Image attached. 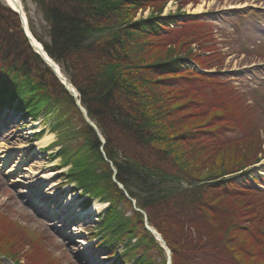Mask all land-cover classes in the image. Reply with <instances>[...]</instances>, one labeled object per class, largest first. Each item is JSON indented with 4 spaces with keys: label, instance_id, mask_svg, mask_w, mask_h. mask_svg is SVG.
I'll list each match as a JSON object with an SVG mask.
<instances>
[{
    "label": "trees",
    "instance_id": "obj_1",
    "mask_svg": "<svg viewBox=\"0 0 264 264\" xmlns=\"http://www.w3.org/2000/svg\"><path fill=\"white\" fill-rule=\"evenodd\" d=\"M32 1L48 26L44 49L79 92L106 140V158L74 98L30 47L19 16L1 2L0 107L36 121L46 113V123L57 117L55 147L62 149L61 167H71L64 178L111 205L98 226L100 246L111 256L125 247L122 262L166 264L144 216L113 181L112 163L117 181L172 251L173 264H264V202L248 205L243 214L224 205L252 189L246 180L223 178L259 161L253 154L259 141L248 134L255 111L230 83L218 80L219 73H211L218 63L192 53L208 34L205 24L188 20L166 28L176 17H158L177 0ZM180 1V9L197 3ZM146 10L151 16L135 22ZM186 60L203 72L187 67ZM235 105L242 128L227 113ZM122 205L133 215L122 214ZM7 219L0 217V253L16 257L20 249L7 243Z\"/></svg>",
    "mask_w": 264,
    "mask_h": 264
},
{
    "label": "rangeland",
    "instance_id": "obj_2",
    "mask_svg": "<svg viewBox=\"0 0 264 264\" xmlns=\"http://www.w3.org/2000/svg\"><path fill=\"white\" fill-rule=\"evenodd\" d=\"M20 1L26 10L34 37L41 44L49 43L48 26L36 4L32 0ZM196 1V4L191 3L183 9H180V0L168 2L162 18L172 16L176 19L168 20L166 28H179L178 22L180 24L183 20L192 19L198 20L208 28V34L201 38V44L191 47L192 53H201L208 63H218L219 67H215L211 73H219L218 80L230 83L255 111L253 114L255 123L248 134L253 135L252 140L259 141L253 154H256L257 160L264 159V0ZM199 7L203 10L196 11ZM238 9L243 11H237ZM148 16H151L150 10L139 11L134 16V21L146 19ZM185 65H189L187 67L195 72H201L193 60H186ZM64 76L68 79L65 73ZM238 108L239 106L235 105L231 107V111L227 109V113L232 115V122L239 123L242 128L241 122L244 118L240 121L237 119ZM187 117L190 116H186V119H189ZM40 121L42 119L33 121V118L20 116L11 110L0 111V217L8 218L7 221L11 223H7L11 231L7 243L20 249L16 251L18 253L16 257L11 256L12 259L15 261L18 258L21 264H120L118 259L115 260L118 255L115 258H108L99 248V239L94 238L98 226L109 211L108 200L102 198L96 201L102 202V205L108 208L103 210L101 215L91 213L95 200H85L79 194V188L71 181L63 179L62 175L65 176L70 167H61V147L37 148L38 135L43 137L41 140L49 135L53 137V141L60 139L58 131L54 130L53 120L47 122L49 125L43 126ZM119 141L121 144L124 143L123 138ZM170 148L175 152L174 146ZM17 149L19 151H16ZM128 153L133 156L135 151L129 149ZM27 154L30 155L29 158L26 157ZM245 162H236V165ZM256 162L251 164V167L248 166L249 168L246 167L228 176L239 183L247 180L252 186L250 191L243 193L245 194L243 197L241 195L224 202V205L230 206L231 209L241 210L239 214H243L248 205L264 202V166L260 170H255V165L259 164V161ZM114 171L117 177L115 167ZM41 187L44 188L43 191ZM184 187L188 188V185L185 184ZM119 189L123 191L120 187ZM53 195L56 197L53 198ZM70 200L68 208H63L64 203ZM85 202L92 204L87 210L90 215L88 219L71 221L69 217L72 212L74 215L87 209ZM40 203L44 205L41 209ZM133 209L127 205L120 207L122 214L125 213L127 217L133 215ZM24 229L25 232L22 231ZM21 233L27 237V244L22 243ZM117 251L120 255L123 252L122 246ZM156 261L161 263L162 258L157 256ZM0 264L12 262L0 259Z\"/></svg>",
    "mask_w": 264,
    "mask_h": 264
},
{
    "label": "bare ground",
    "instance_id": "obj_3",
    "mask_svg": "<svg viewBox=\"0 0 264 264\" xmlns=\"http://www.w3.org/2000/svg\"><path fill=\"white\" fill-rule=\"evenodd\" d=\"M2 2L6 5V6H9L10 8H12V9H14L16 12H19L20 13V16H21V18H22V20H23V22H24V28H25V31L27 32V35L29 36V38L31 39V42H32V44L35 46V48L37 49V51H36V53L38 54V55H42V56H44V57H46V59L48 60V61H50L51 63H53L54 64V66H55V69H56V71H57V73H59L64 79H66V81L71 85V83L69 82V80L64 76V74L62 73V71H61V69H60V67H58V65L53 61V60H51V58L49 57V55L47 54V52L45 51V49H44V47H43V45L34 37V35H33V33H32V31L30 30V28H29V21L27 20V16H26V12H25V9H24V6H23V3H21V1L20 0H2ZM242 6V5H241ZM203 9H202V7H199L198 9H196V11H202ZM165 14V13H164ZM149 17V16H148ZM44 115L41 117V119H42V121H40L41 123H42V126L43 125H49V124H47L46 123V117H48V115H46V113H43ZM55 115H57V114H55ZM83 116V119L89 124H92V125H94L98 130H99V128H98V126L90 119V117L88 116V114H87V116H85L84 114L82 115ZM40 119V120H41ZM51 119L53 120V127H54V130L55 131H58V129L56 128V125L58 124L57 123V117L55 116L54 117V114H52L51 115ZM74 121H75V123H76V127L78 126V118L76 117L75 119H74ZM45 127V126H44ZM60 144V139H58L57 138V140L55 141H53V137H50V135L48 136V137H46L44 140H41L40 142H37V148L38 149H42V148H44V147H55V146H57V145H59ZM16 151H19V149H17ZM26 157L27 158H29L30 157V155L29 154H27L26 155ZM264 166V161H262L261 163H259V164H257V165H255V167H254V169L255 170H260V168H262ZM53 198H55L56 197V195H53L52 196ZM89 199H91V198H89ZM71 203V200L69 201V202H65L64 203V206H62L63 208H68V206H69V204ZM73 204V203H72ZM96 204V205H95ZM41 208H43L42 206H41ZM110 208H111V205L109 206V209L105 206V205H102V202H100V203H98V202H94V208H92V214L93 215H98V214H100L101 215V213H102V211L103 210H110ZM79 212V211H78ZM75 213L74 215H73V212L71 213V216L72 217H69V218H71L72 220H73V222H76L79 218H81V217H83L84 215H83V212H81V213ZM104 212V211H103ZM77 214V215H76ZM107 215V214H106ZM70 219V220H71ZM71 220V221H72ZM154 258V260L156 259L155 257H153ZM101 262V261H100ZM99 262V263H100Z\"/></svg>",
    "mask_w": 264,
    "mask_h": 264
},
{
    "label": "water",
    "instance_id": "obj_4",
    "mask_svg": "<svg viewBox=\"0 0 264 264\" xmlns=\"http://www.w3.org/2000/svg\"><path fill=\"white\" fill-rule=\"evenodd\" d=\"M18 13H19V12H18ZM19 15H20V13H19ZM20 18H21V16H20ZM21 21H22V25H23V30H24V32L26 33L25 28H24V22H23L22 18H21ZM27 37H28V40H29L30 44H31L32 47L34 48V50L37 51V49L35 48V46L32 44L31 39L29 38V36H27ZM37 52H38V51H37ZM40 55H41V54H40ZM41 56H42V55H41ZM42 58H43L44 61L48 64V66L53 70V72L55 73V75L57 76V78L60 80V82L65 86L66 90H67V91H68V92H69V93H70V94L76 99L77 104H78L79 107L81 108V111L83 112V114H84L85 116H87V112L81 107V104H80V101H79V93L73 88L72 85H70V84L66 81V79H64L59 73H57V71H56L55 66H54L53 63H51L50 61H48V60L46 59V57H44V56H42ZM89 124H90V123H89ZM90 125L94 127V129L97 131V133H98V135H99V137H100V139H101L103 145H105V141H104L103 137L101 136L100 131H99L94 125H92V124H90ZM114 173H115V175H116V171H114ZM115 182H116V184H117L121 189L124 190V187H123L121 184H119V183L116 181V179H115ZM143 214L145 215L147 229H148L150 232H152V233L154 234V236L157 238V240L162 244V246H163V247L165 248V250L168 252V254L170 255L169 264H172V257H171L172 253H171L170 249L168 248L167 244H166L165 241L163 240L162 236H161L157 231H155L154 229H152V228L149 226V223H148V216H147L145 213H143Z\"/></svg>",
    "mask_w": 264,
    "mask_h": 264
}]
</instances>
